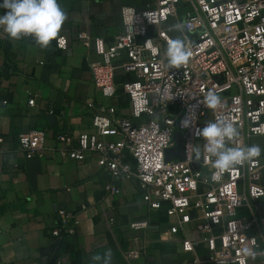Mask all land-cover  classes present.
I'll use <instances>...</instances> for the list:
<instances>
[{
    "label": "built area",
    "instance_id": "1",
    "mask_svg": "<svg viewBox=\"0 0 264 264\" xmlns=\"http://www.w3.org/2000/svg\"><path fill=\"white\" fill-rule=\"evenodd\" d=\"M120 16L123 32L109 44L87 32H62L55 41L58 51L80 43L99 57L89 65L101 98L91 106V132L81 134L77 149L67 156L82 160L96 154L107 194H118L119 182L135 179L149 213L164 210L176 217L172 234L194 224L207 262L250 264L260 246L264 253V152L219 172L203 156L194 160L193 148L205 144L199 129L222 118L240 133L229 146L264 149V0H152L143 10L125 6ZM175 39L190 52L179 68L170 67L164 55ZM119 72L124 79L117 82ZM209 91L221 97L216 109L204 103ZM119 94L130 103V114L120 118L112 103ZM186 117L191 121L187 128L182 125ZM177 130L183 158L167 159ZM44 137L40 128L22 131L17 149L31 158L42 149ZM56 139L70 141L66 135ZM240 208L248 214L239 215ZM147 226L148 220L130 224L135 230ZM47 234L58 244L71 238L74 214L59 209ZM247 249L255 255H247ZM194 250L193 240L183 241V252ZM135 257L132 251L125 256Z\"/></svg>",
    "mask_w": 264,
    "mask_h": 264
},
{
    "label": "crops",
    "instance_id": "2",
    "mask_svg": "<svg viewBox=\"0 0 264 264\" xmlns=\"http://www.w3.org/2000/svg\"><path fill=\"white\" fill-rule=\"evenodd\" d=\"M58 3L68 15L60 33L87 32L109 44L123 32L121 9L143 10L152 0ZM98 61L94 50L80 43L58 51L55 41L43 48L32 37L11 40L0 29V264H93V256L108 250L111 264H212L194 224L172 234L176 217L164 210L149 213L135 179L119 182L118 194H107L96 154L82 160L67 156L77 149L78 137L91 132V106L101 98L89 65ZM123 79L119 72L117 82ZM112 103L119 118L130 114L124 95ZM35 128L45 131L42 149L27 159L17 149L16 136ZM58 135L70 141L59 142ZM59 209L74 214V235L60 244L47 234ZM143 220L147 229L130 227ZM184 240L195 242L192 253L182 251ZM131 251L137 257L126 260ZM250 264H264L262 246Z\"/></svg>",
    "mask_w": 264,
    "mask_h": 264
},
{
    "label": "clouds",
    "instance_id": "3",
    "mask_svg": "<svg viewBox=\"0 0 264 264\" xmlns=\"http://www.w3.org/2000/svg\"><path fill=\"white\" fill-rule=\"evenodd\" d=\"M0 29L11 40H19L23 37H32L36 44L46 48L53 41L59 40L60 32L68 18L66 11L60 6L58 0H0ZM164 55L170 67L179 68L186 64L190 58L184 43L175 39L168 43ZM204 103L210 109H216L221 105V97L215 92L209 91ZM182 125L187 128L191 121L186 117ZM239 130L232 123L224 119H216L207 122L199 129V136L205 141L203 149L194 146V160L200 161L201 157L212 161V168L224 172L242 165L252 158L260 157L264 149L259 145L245 147H231L228 141L239 136ZM216 173L213 172V178ZM247 255L254 256L251 249L246 250ZM112 252L106 251L103 256L92 257L93 264H111Z\"/></svg>",
    "mask_w": 264,
    "mask_h": 264
},
{
    "label": "water",
    "instance_id": "4",
    "mask_svg": "<svg viewBox=\"0 0 264 264\" xmlns=\"http://www.w3.org/2000/svg\"><path fill=\"white\" fill-rule=\"evenodd\" d=\"M179 134H180V132H179V130H177L174 133V135H173V138L175 140L176 145H175L174 148L169 149V150L166 151L165 157L167 159H173V158H175V159L182 160V158H183L182 142L180 140ZM249 235H250V233H249ZM48 264H55V260L51 261Z\"/></svg>",
    "mask_w": 264,
    "mask_h": 264
},
{
    "label": "rangeland",
    "instance_id": "5",
    "mask_svg": "<svg viewBox=\"0 0 264 264\" xmlns=\"http://www.w3.org/2000/svg\"><path fill=\"white\" fill-rule=\"evenodd\" d=\"M179 40H181V39H179ZM253 141H254V142H257L256 139H254ZM243 210H244L245 212H243L242 215H247V214H248L247 209H246V208H243Z\"/></svg>",
    "mask_w": 264,
    "mask_h": 264
}]
</instances>
